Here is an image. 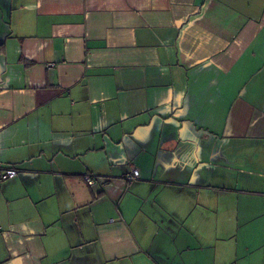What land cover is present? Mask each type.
Here are the masks:
<instances>
[{"label": "crops", "instance_id": "0c3cea01", "mask_svg": "<svg viewBox=\"0 0 264 264\" xmlns=\"http://www.w3.org/2000/svg\"><path fill=\"white\" fill-rule=\"evenodd\" d=\"M5 167L0 264H264V0H0Z\"/></svg>", "mask_w": 264, "mask_h": 264}, {"label": "rangeland", "instance_id": "374dc122", "mask_svg": "<svg viewBox=\"0 0 264 264\" xmlns=\"http://www.w3.org/2000/svg\"><path fill=\"white\" fill-rule=\"evenodd\" d=\"M220 214H221L222 218L227 219L230 212L226 211V212H222ZM68 216L70 217L69 218L70 223L68 222V226H70V227H67V221L68 220H66V219H62L60 224L62 223V228H63L64 234L67 237H69V240H70V238L73 239L72 241L68 240V243L66 244V249L67 248L73 249L72 254H70V258H71L70 264H98V263H100V259L98 257V254L94 251L92 252V255L86 259L85 262L79 263L76 261L82 256V253H83L80 250H77V248L80 246V245H78L79 244L78 242H81V240L83 239L80 237L79 227L82 228L83 223H87L88 221H86L85 219H82L80 217L79 213H76V215L69 214ZM74 216L77 218L75 221L72 220V218H71ZM224 219H222V220H224ZM65 224H66V227H65ZM184 230L189 233V238H190L191 243H196L193 239H191V238L195 237L194 234H192L193 229H184ZM243 230H244L243 227H240V228L238 227V229L237 228L235 229L234 227L229 228V226L226 224H221V228H219V231H221L220 235H221L222 239H225V238L228 239V237H231V236L233 237V235H235L237 237L236 240H238V241L245 239ZM227 239L225 241H222V246L225 248L229 247ZM82 243H83V241H82ZM83 244H84V246H87L89 243H83ZM179 248H180L181 252L186 254L187 252L189 253V252H192L193 250H196L197 246L192 244L188 247V249H187V246H186V248L185 247L184 248L179 247ZM57 263L58 264H67L68 261H67V259H63V260L60 259V260H57Z\"/></svg>", "mask_w": 264, "mask_h": 264}, {"label": "built area", "instance_id": "2783aa9c", "mask_svg": "<svg viewBox=\"0 0 264 264\" xmlns=\"http://www.w3.org/2000/svg\"><path fill=\"white\" fill-rule=\"evenodd\" d=\"M48 65H52V63H49ZM18 173V169L15 167H5L0 171V180H5L8 178H12L16 176ZM139 171L137 168L132 167L126 174L125 179L127 181L134 180L139 177ZM84 181L88 185H92L94 183V178L90 174L84 175Z\"/></svg>", "mask_w": 264, "mask_h": 264}]
</instances>
